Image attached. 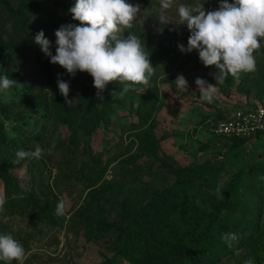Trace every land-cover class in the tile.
Masks as SVG:
<instances>
[{"label":"rangeland","instance_id":"1","mask_svg":"<svg viewBox=\"0 0 264 264\" xmlns=\"http://www.w3.org/2000/svg\"><path fill=\"white\" fill-rule=\"evenodd\" d=\"M3 1L11 10L21 4ZM219 3L174 0L166 12L167 25L158 20L160 0L141 5L124 36L131 32L141 39L155 71L147 85H136L122 99L116 98L122 86L115 83L107 85L103 99L97 97L93 78L79 72L69 81L71 103H65L57 80L70 76L66 70L53 63L45 70L31 58L18 61L12 53L18 41L11 33L14 23L0 25V76L16 81L11 102L0 97V127L12 144L11 151L0 154L4 169L28 195L12 207H0V234L10 233L23 245V264H139L138 251L122 235L132 212L175 182L182 183L204 212H211L217 188L235 185L250 168L264 165V133L233 147L211 131L212 123L236 109L264 106V61L238 79L229 75L228 88L218 85L213 102L207 103L199 98L195 79L215 86L218 70L205 67L196 50L182 53L178 48L187 46L190 32L176 24L177 7L202 5L207 12L217 10ZM34 21H41L52 48L55 31L75 23L51 11ZM257 52H264V40ZM181 74L188 81L186 92H179L174 82ZM37 147L44 150L40 159L17 161V151ZM207 166L221 170L217 187L192 175ZM60 201L65 204L62 216L55 214ZM248 205L259 211L251 244L222 253L209 264H244L255 252L264 234V199L255 195ZM236 207V213L225 211L221 221L237 222Z\"/></svg>","mask_w":264,"mask_h":264},{"label":"clouds","instance_id":"2","mask_svg":"<svg viewBox=\"0 0 264 264\" xmlns=\"http://www.w3.org/2000/svg\"><path fill=\"white\" fill-rule=\"evenodd\" d=\"M174 0H160L159 22L169 24L166 12L173 7ZM74 21L79 25L64 24L55 31V55L50 51L51 42L41 30L35 35V43L41 51L50 57V62L58 64L70 76L86 72L93 78L96 96L109 83L122 86L116 98L122 99L136 85H147L154 75L155 68L150 61V53L135 34L128 32L134 20L141 13L139 3L133 5L126 0H75L69 9ZM176 24L186 25L190 32L187 46L178 45L182 53L196 50L199 59L205 67H214L216 85L209 84L203 78L197 77L195 84L199 90V98L212 103L217 86L223 85L229 75L238 79L241 73L256 70V53L264 40V0H220L217 10L205 11L200 5L192 7L180 4L177 9ZM179 92H186L188 81L184 75L175 79ZM16 81L7 75L0 76V97L4 103L11 102L10 89ZM60 94L65 103L70 104L68 94L70 86L62 79L57 80ZM116 94V92H113ZM43 149L35 151H17V161L25 158L40 159ZM49 153L51 149L48 150ZM264 179V177H262ZM220 194L219 188L216 189ZM3 200H0V207ZM56 215L65 214V204L60 201L56 206ZM221 239L229 248L239 240L236 233H223ZM238 254V252H237ZM25 249L12 234H0V261L4 264H23ZM244 264H254V258L244 261Z\"/></svg>","mask_w":264,"mask_h":264},{"label":"trees","instance_id":"3","mask_svg":"<svg viewBox=\"0 0 264 264\" xmlns=\"http://www.w3.org/2000/svg\"><path fill=\"white\" fill-rule=\"evenodd\" d=\"M153 1L126 0L133 5L139 3L142 6L149 5ZM74 4L75 0H65L60 3L52 0H21L18 8L11 10L6 2L0 0L1 27L14 23L11 33L18 38V41L14 44L12 53L16 54V59L24 62L31 58L45 70L51 67L50 57L41 51L40 46L34 40L35 35L44 29L41 21L30 22V20L40 17L43 12L50 13V11L62 17L72 18L69 9ZM78 23L79 21H75L74 24L78 25ZM31 29L34 34L30 36L28 32ZM52 47H54L53 44L50 51L55 55V48ZM254 55L256 64L264 61V52H256ZM45 61L46 66L43 65ZM77 73L74 77L68 76L64 81L69 83ZM229 84L230 80L227 78L221 86L226 89ZM105 104L106 102H103V107ZM224 118L226 116L220 119ZM227 140L232 142L233 147H238L249 139L230 138ZM11 148V142L6 139L4 130L0 127V153L11 151ZM4 167H6L4 156L0 154L3 206L12 207L22 199L28 198V195H25L16 178ZM220 174L221 170L211 166L192 173L194 176L201 177L207 185L214 187H217ZM262 177H264V165H257L250 168L244 178L236 181L235 185L220 188V194H217L213 200L211 212H204L201 206L187 194L182 183L175 182L167 190L150 198L142 208L132 212L122 233L125 244L138 251L139 264L215 263L222 253L231 252L239 245L249 246L251 244L257 230L256 221L259 211L257 209L253 211L248 204L252 205V198L255 195L264 199V179ZM234 207L240 208L237 222H222L225 211L237 212ZM229 232L239 236V240L233 242L232 248H229L221 239L223 233ZM250 257L254 258V264H264V234L256 242L255 252Z\"/></svg>","mask_w":264,"mask_h":264},{"label":"built area","instance_id":"4","mask_svg":"<svg viewBox=\"0 0 264 264\" xmlns=\"http://www.w3.org/2000/svg\"><path fill=\"white\" fill-rule=\"evenodd\" d=\"M211 131L223 139H252L264 133V106L236 109L224 119L212 123Z\"/></svg>","mask_w":264,"mask_h":264}]
</instances>
